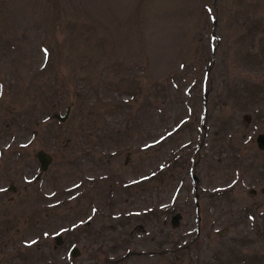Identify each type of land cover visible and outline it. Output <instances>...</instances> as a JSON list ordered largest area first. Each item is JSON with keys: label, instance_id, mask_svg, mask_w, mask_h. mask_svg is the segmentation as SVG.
Here are the masks:
<instances>
[{"label": "rangeland", "instance_id": "rangeland-1", "mask_svg": "<svg viewBox=\"0 0 264 264\" xmlns=\"http://www.w3.org/2000/svg\"><path fill=\"white\" fill-rule=\"evenodd\" d=\"M259 133L264 0H0V264L264 255Z\"/></svg>", "mask_w": 264, "mask_h": 264}, {"label": "water", "instance_id": "water-1", "mask_svg": "<svg viewBox=\"0 0 264 264\" xmlns=\"http://www.w3.org/2000/svg\"><path fill=\"white\" fill-rule=\"evenodd\" d=\"M69 110H70V107L67 106L66 107V110L64 112V114H60L58 112H53L51 117L52 118H55L59 121H64L67 117H68V114H69ZM256 146L258 147V149L264 151V133H259L257 136H256ZM35 156L40 164V170L41 171H46L49 164L52 162V156L44 151V150H37L36 153H35ZM37 178L39 177V174H37L36 176ZM11 189H13V186H11ZM263 192H264V189H263ZM181 217V214L179 213H175L172 217H171V224L173 226H176L179 222V218ZM61 239V236H56L55 237V240L57 241V243H59ZM78 250L77 248H73L71 250V254L73 256H75L77 254Z\"/></svg>", "mask_w": 264, "mask_h": 264}, {"label": "trees", "instance_id": "trees-1", "mask_svg": "<svg viewBox=\"0 0 264 264\" xmlns=\"http://www.w3.org/2000/svg\"><path fill=\"white\" fill-rule=\"evenodd\" d=\"M260 217V216H259ZM234 264H263V254H246L240 250L232 251Z\"/></svg>", "mask_w": 264, "mask_h": 264}, {"label": "flooded vegetation", "instance_id": "flooded-vegetation-1", "mask_svg": "<svg viewBox=\"0 0 264 264\" xmlns=\"http://www.w3.org/2000/svg\"><path fill=\"white\" fill-rule=\"evenodd\" d=\"M61 242H62V237H61V239H60V241H59V243H58V244H61ZM56 243H57V241H56Z\"/></svg>", "mask_w": 264, "mask_h": 264}]
</instances>
